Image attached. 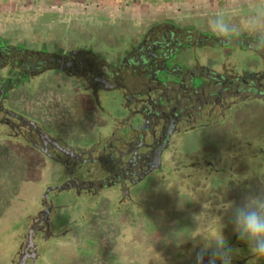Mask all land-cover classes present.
Here are the masks:
<instances>
[{
    "label": "rangeland",
    "instance_id": "obj_1",
    "mask_svg": "<svg viewBox=\"0 0 264 264\" xmlns=\"http://www.w3.org/2000/svg\"><path fill=\"white\" fill-rule=\"evenodd\" d=\"M176 28L189 30L184 35L187 48L177 58L192 69L209 68L201 83L216 75L234 81L253 73L258 79L256 87L264 92V0H0V47H4L0 54L30 62L38 59L41 64L48 57L39 52L57 46L69 54H88L83 71L74 80L40 73L37 86L61 92L37 94L35 100L29 97L28 104L25 98L22 103H16L18 99L13 102L9 112L24 116L28 126L12 120L13 127L5 128L3 121L9 116L0 115V149L3 141L16 151L20 145L28 149V138L40 146L36 136L29 137L34 126L45 134L51 132L47 135L52 139L60 129L68 139H54L70 153V147L85 148L83 144L90 150L75 151V155L82 153L86 164L63 169L55 163L43 174L32 171L35 175L30 174L27 189L20 188L14 204L0 212V264H21L25 252L45 253L46 264H197L202 245L196 239H211L222 229L230 247L237 250L234 264H264V257L254 256L229 224L232 209L244 198L264 197V95L260 99L232 95L215 100L204 90L196 93V85L187 90L163 87L149 78L143 67L130 64L142 41L147 44L153 39L151 30ZM208 34L231 37V47L211 51L204 37ZM34 52L39 58L33 59ZM106 66L113 68L111 72ZM46 69L54 70L55 66ZM0 74L1 80L7 69ZM101 74L107 76L104 78L112 88L92 90L86 79ZM207 91L218 93L220 89L208 87ZM150 94L152 98L163 94L164 98L152 113L140 117L139 107L153 102ZM86 107L90 115L87 124L83 119ZM229 107L230 111L226 110ZM200 108L204 114L196 118ZM218 112H230L228 119ZM173 120L179 132L172 131L160 176H148L127 197L122 196V188L111 196L100 188L108 169L115 174L130 159L116 166L110 163L119 160L118 152L132 153L125 142L134 141L141 132L146 145L158 144V136L164 133L166 137ZM81 127L86 139L80 137ZM48 152L56 161L68 162L57 150L50 148ZM139 154L148 153L141 149ZM35 158L42 162V156ZM0 177L2 182L11 183L6 175ZM86 183L94 185V192L80 189ZM70 184L75 186L74 192H70ZM98 194L103 197L96 199ZM203 195L206 198H198ZM108 197H117L128 212L140 211L141 232L132 246V237L124 239L122 245L118 242L122 240L119 233L127 232L128 221L107 215ZM47 209L52 229L46 231L51 235L45 238L46 245L36 232L50 227L44 223ZM174 234L194 239L177 244ZM30 239L36 251L28 246ZM210 257V252L205 253L203 264H208ZM41 261L25 260L24 264H44Z\"/></svg>",
    "mask_w": 264,
    "mask_h": 264
},
{
    "label": "flooded vegetation",
    "instance_id": "obj_2",
    "mask_svg": "<svg viewBox=\"0 0 264 264\" xmlns=\"http://www.w3.org/2000/svg\"><path fill=\"white\" fill-rule=\"evenodd\" d=\"M158 29H153L150 31V34L153 36V39L151 41H149V43L145 44L146 41H142L140 48H149L152 44V42L156 39L157 40V35H158ZM148 36V35H147ZM148 46V47H147ZM34 50V49H33ZM36 50V49H35ZM64 51V52H63ZM41 56L44 57H48L47 61L44 62L43 64L40 63V61L37 59L39 58V54H36V52L33 53V55L35 56V58L33 59H37L36 62H30L29 60H24L22 58H18V57H12L11 55L2 53L0 54V59L2 63V66H0V72L2 73L4 71V68L7 69V74L6 77L2 78L1 81L0 80V115L3 117V115L8 114V118H4L3 121V125L5 128H10V125L13 124L12 120H16L19 123L22 124H27V119L22 116L21 114H17L16 112H9L12 111L10 108L12 107L13 102L18 99L17 102L22 103L24 101V98L27 99V104L29 102V97H33L35 100V97L38 95H41L43 93H58L61 92L62 90L59 89H53L51 88V90H47L46 88H44L43 86H37L39 84L40 81V73L44 72H51V73H55L56 77H60L63 78L64 80H74L73 78H75L76 76H78L77 73H80L83 71V66H84V62L87 61V55L86 53H78V52H71L69 54V52H65V48H61V46H57L56 48L52 49L51 51L48 50H42L41 52H39ZM5 54V55H4ZM27 54V52H26ZM2 56H5L4 58H2ZM25 56V55H22ZM137 58V57H136ZM137 60V59H136ZM23 61H26V63H24ZM26 64V65H24ZM29 64V66H28ZM130 64H133L130 60ZM55 66L54 70H47L46 67L47 66ZM134 65V64H133ZM88 66V65H87ZM141 66V65H138ZM44 70H43V69ZM105 70H107L108 72L111 70L108 69V66H106ZM21 71L24 73L22 75H19V73H21ZM30 73H36V75H31ZM249 74H253V73H248ZM39 75V76H38ZM51 75V74H50ZM1 76V74H0ZM247 76V75H245ZM79 77V76H78ZM107 77L103 74H101L100 76H95L92 77L90 79H86V83H91L92 86V90L95 89H106L109 90L112 87H110V82H108V78H104ZM59 78H56V80H58ZM84 80V79H83ZM90 80V82H89ZM229 82V81H228ZM231 83V85H234L235 82H229ZM86 85V84H85ZM59 86V84H58ZM237 86V83L235 85V87ZM74 87V86H73ZM50 89V88H48ZM22 91V92H21ZM22 93V94H21ZM33 93V94H32ZM35 93V94H34ZM40 93V94H39ZM261 98V97H260ZM259 101V100H257ZM128 102H131V100H128ZM85 105L87 106V104L85 103ZM83 114L85 115L84 121L87 124V122H90V115H89V109L86 107L83 109ZM11 119V120H10ZM31 123V122H29ZM146 124H148V121L146 122ZM33 126L34 124H30V126ZM12 126V125H11ZM28 126V124H27ZM13 127V126H12ZM68 130H71L70 127H68ZM84 127H81L79 130L80 133V137H83L84 133H83ZM32 133H30L29 137H33L36 136L39 141H41V145H37L35 144V142H32L33 139H29L28 138V146H26L28 149H26L23 146H19L17 148V152H18V156L22 157L24 156L28 162H29V166L31 169H33L34 173H40L43 174L44 172H46L47 169L51 168L52 166H55L56 164L59 165L60 168L63 169H67L70 168L69 165H76L79 164L81 162V165L86 164V161L82 160V153L79 155H75V151L77 149H81V150H85V151H90L87 150L86 148L88 147V145H84L82 147L85 148H81V146L77 147V146H73L72 148L70 147V150H72V152H68L65 148H63L62 146H60L57 142H56V137L61 136L60 139H62V141L64 142L66 139H68L67 135L65 133H63L60 129H56V133L53 136V139L50 138L48 135L51 132H47L45 134V132H43L42 130L39 129H35L34 126L31 129ZM17 134H23V133H17ZM48 134V135H47ZM167 135L171 136V129L168 128L167 130ZM52 135V133H51ZM1 139H2V135ZM22 136H19L17 138H21ZM73 137V136H72ZM82 139V138H81ZM83 139H86L85 137H83ZM11 140V139H10ZM163 138L158 140V144L154 143L153 145H146L145 144V135L143 133L140 132V134H137L136 139L132 142H125V145H128L131 147V149L133 150L132 153H119L118 156V160L117 162L114 161H110V163L112 164H116L118 165L119 163L122 164V160L125 159H129L126 166H124L123 168H119L118 172H115V174L113 173V175L115 176V181L113 183L110 182H105L103 183V186L101 185V189L105 188L107 189V192L109 193V195H116V193H118V190L121 191V188L124 189V192L122 193L123 197H127L128 195L130 196V194H132L133 190L136 189V187L143 183L145 181V179L150 176L153 175L154 173H161L162 174V161H163V155H164V151L165 148H167L168 143L164 144L163 143ZM157 142V140H156ZM169 142V140H168ZM75 141L71 142V144L74 145ZM68 144V143H67ZM69 145V144H68ZM52 148L54 150H57L58 152H60V154H62L63 156H65L68 159V162L64 163L61 160H57L54 159L50 154H49V149ZM90 148V147H89ZM91 149V148H90ZM141 149H145L147 151L148 154H139V151ZM149 151V152H148ZM29 155L33 156L32 158H29ZM28 156V157H27ZM38 156H42V162H36V158ZM70 162V163H69ZM56 163V164H55ZM107 163H109L107 161ZM39 169L41 171H39ZM69 172H73L70 171ZM160 176V175H159ZM118 177V178H117ZM88 185V187H87ZM126 185H128L126 188ZM86 186V187H85ZM93 188L95 189L93 184H84V186H82V188ZM70 192H74L75 190V186L70 184ZM205 195H203L202 197H198L199 199L204 198ZM206 198V196H205ZM220 196H216L215 199H219ZM227 199V198H226ZM228 200V199H227ZM107 204H108V211H107V215H112L115 214L116 217H119L121 219H124L126 221H128V226L125 227L127 232H120L119 233V237L122 240H119V244H121L123 241H125L124 239H127L129 237H132L133 239L131 240L130 245L132 246L133 244H135L136 239H134V237L138 236L141 232L140 230V220H141V215H140V211H138L139 213H136L135 211H130L126 209V206L123 204H120V201L117 200V197H108L107 198ZM94 204V203H92ZM135 205V204H134ZM71 207H75V205L73 204V206ZM137 205H135L134 208H136ZM141 208V206H139ZM126 209V210H125ZM49 209H47V211L45 212L44 216V223L48 226H50L47 229H39L38 232H36V235L44 238V243L47 245V239L51 237V235H49L46 231H50L52 229L51 225H49L48 223V214L49 213ZM87 216H91V213L88 214V212L86 213ZM83 218V217H82ZM116 227V226H115ZM118 231V227L115 228ZM75 232H78L77 229H75ZM32 233V232H31ZM34 237H35V233L33 232ZM124 234V235H123ZM121 236V237H120ZM47 238V239H45ZM122 245V244H121ZM28 246L30 248H32L33 251H36L37 248L35 247L33 241L30 239L28 241ZM135 246V245H134ZM50 247H53V245H51ZM48 249V248H47ZM48 252H51V250H47ZM39 254V253H38ZM44 254L42 253L41 255L37 256L36 252L35 254L32 255H28L27 252H25V254L23 255V262H21V264H24L25 260H29L32 262H40V259L43 261L44 260ZM49 256V255H48ZM41 261V262H42ZM206 260H204L203 262H205ZM44 264H46L47 262L43 261ZM87 264V263H86ZM120 264V263H119Z\"/></svg>",
    "mask_w": 264,
    "mask_h": 264
},
{
    "label": "trees",
    "instance_id": "obj_3",
    "mask_svg": "<svg viewBox=\"0 0 264 264\" xmlns=\"http://www.w3.org/2000/svg\"><path fill=\"white\" fill-rule=\"evenodd\" d=\"M176 31H158L157 40H154L149 48H138L137 50L133 51V55L131 58V62L135 64L136 66L141 65L143 67L144 71L147 72L148 77L152 78L155 83H161L163 87H171L172 88H178L179 90H187V87H190V85H196L198 87L196 89V93H200V91H205V93H209L208 95L215 100H220L223 97L225 99L229 98V96L236 95V97L242 96V95H253V97L260 99V97H263L264 92L260 90V86L256 87V75L249 74L247 76H243L240 78V80L236 79L232 82H235L234 85H231V81L228 82V80H222V75H216L207 77L205 79V84L201 83L202 77H205L207 73V69L205 70L200 68H194L186 67L178 58V54L185 51L187 48V32L189 30H180L175 29ZM179 32V34H177ZM191 32V31H190ZM185 35V36H184ZM207 39V44L209 43L211 51H220V50H227L231 46V37H223V38H216L211 34L205 35ZM189 40V39H188ZM4 49V47H0V52ZM137 57V58H136ZM137 59V60H136ZM139 60L141 62H139ZM139 67V66H138ZM108 69L112 70L113 68L108 67ZM162 79V81L160 80ZM172 80L173 82H170L169 80ZM209 79V80H208ZM223 81V82H221ZM237 83V86L235 87ZM216 84V86H215ZM193 86V87H194ZM211 87V89L219 88L220 91L218 93L207 91V88ZM200 89V90H199ZM161 90V89H160ZM163 91H159L158 93H161ZM186 95V94H184ZM228 95V96H225ZM149 97L153 100V102H146L145 104L141 105L139 107V115L140 117H143L147 115L148 112L152 113V109L155 107L157 103H160V101L164 98L163 94H158L155 96L156 98H152V94L149 95ZM157 98H160L159 102H157ZM130 100V99H128ZM154 100L156 102H154ZM228 101V100H227ZM227 103V102H226ZM200 106V105H199ZM226 110L230 111V107ZM137 111V110H135ZM200 113L197 115L196 118H200L204 112H201L202 109L200 108L198 110ZM209 113H214L213 111L209 110ZM219 116L223 119H228V115L230 112H218ZM221 114V115H220ZM231 117V115L229 116ZM197 120V119H196ZM208 120V119H207ZM206 120V123L208 124V121ZM144 121V120H143ZM201 122V121H200ZM146 123H144V128ZM176 120H173L170 124L171 133L176 129L179 128L176 126ZM164 139L163 143L167 144L168 140L170 138L169 135L162 133L158 136V139ZM151 145V144H150ZM126 160V159H125ZM116 166V164H114ZM107 176L103 178V182H110L113 183L115 181V176L113 175V169H108ZM112 173V175H111ZM118 178V177H117ZM92 184V183H91ZM106 184V183H105ZM91 192H94V189L90 188ZM100 194L96 196V199H100L103 197H99ZM95 204L98 203V201L94 202ZM94 204V205H95Z\"/></svg>",
    "mask_w": 264,
    "mask_h": 264
},
{
    "label": "clouds",
    "instance_id": "obj_4",
    "mask_svg": "<svg viewBox=\"0 0 264 264\" xmlns=\"http://www.w3.org/2000/svg\"><path fill=\"white\" fill-rule=\"evenodd\" d=\"M181 206H183L181 204ZM197 216H194L197 221ZM229 224L238 240L245 244L256 257H264V197H246L235 205L229 217ZM177 244H182L191 237L180 238L174 234ZM202 245L201 254L197 256V264H203L205 253H211L208 264H234L237 250L229 245L224 229L218 231L211 239H196Z\"/></svg>",
    "mask_w": 264,
    "mask_h": 264
},
{
    "label": "crops",
    "instance_id": "obj_5",
    "mask_svg": "<svg viewBox=\"0 0 264 264\" xmlns=\"http://www.w3.org/2000/svg\"><path fill=\"white\" fill-rule=\"evenodd\" d=\"M18 155V152L12 146L3 141L0 149V176L6 175L8 181L11 182L10 184L13 183V185L9 186L10 184L2 182L0 177V212L6 210L4 207L14 204L16 192L19 191L21 193L20 188L27 189L28 182H30V174H34L28 160L24 156L20 157L21 155ZM18 159L20 160L19 162Z\"/></svg>",
    "mask_w": 264,
    "mask_h": 264
}]
</instances>
